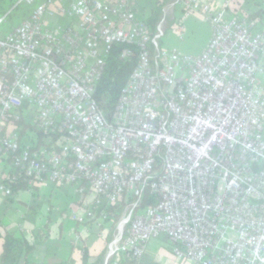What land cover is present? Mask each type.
<instances>
[{"label":"built area","instance_id":"built-area-1","mask_svg":"<svg viewBox=\"0 0 264 264\" xmlns=\"http://www.w3.org/2000/svg\"><path fill=\"white\" fill-rule=\"evenodd\" d=\"M241 1L173 0L155 28L131 0L38 3L0 35V156L16 169L0 191L75 185L74 223L105 224V206L128 202L103 264L140 260L162 234L189 264H264V31ZM178 4L211 26L199 55L160 43ZM56 14L67 22L45 19ZM124 44L137 63L108 110L99 84ZM30 114L42 145L21 141ZM147 193L155 203L135 214Z\"/></svg>","mask_w":264,"mask_h":264},{"label":"rangeland","instance_id":"rangeland-1","mask_svg":"<svg viewBox=\"0 0 264 264\" xmlns=\"http://www.w3.org/2000/svg\"><path fill=\"white\" fill-rule=\"evenodd\" d=\"M44 0H36L33 5H29L27 3H18L16 0L10 6L5 13L0 15V35H5L11 31V29L17 25H19L24 18L26 19L32 13L33 9L37 6L38 3L43 2ZM173 0H170L164 7H167ZM248 4L243 5V8L249 9L247 7ZM163 7V9H164ZM176 20L171 22L166 28V35L160 40V43L163 48H178L179 42L182 44V48L185 49L184 53L193 54V52L199 51L202 47L203 41L206 39L208 34H210V24L205 20L204 13L196 12L191 16H185L182 5L178 4L176 7ZM136 9V8H135ZM28 12V14H27ZM137 17L140 20H145V15L141 12L139 13L136 9ZM178 12L180 13L178 15ZM183 12V15L181 16ZM202 13V14H201ZM7 14V15H6ZM26 15V17L21 18L22 15ZM204 14V15H203ZM5 19L3 20L4 16ZM11 17V18H10ZM169 17V19H168ZM167 20L170 21L172 15L168 16ZM185 17L184 25L179 23V19ZM45 19L49 23H66L67 19L62 17L61 15L56 14L55 16L46 15ZM171 26V27H170ZM259 29V27L257 28ZM184 31L183 38H180L179 33ZM210 39V38H209ZM208 42V41H207ZM176 46V47H174ZM179 49V48H178ZM180 50V49H179ZM20 128L25 129L21 136V141L26 140L30 144H34L37 142L38 138H41L43 141H47L51 139L50 135H42L39 133V129L35 127V121L33 119V115L30 114V119L26 118L23 123H21ZM0 158V185L3 183L4 178L7 174H9V168L11 166V161L8 157ZM28 185V183H27ZM46 186H49V183L45 180H37L35 185L30 186L28 188H18L14 191L12 197L9 198L7 195L0 191V217L2 221L6 224H11L14 218H16L17 213L16 209H19L18 214L21 216L22 226L26 230H30L34 226L35 233H41L39 245L44 242L55 243L56 239L61 240V246L56 247L59 251H65L66 246L64 245V240L67 237L66 233L60 234L57 225L54 222V216L57 215L58 205H52L49 200L44 196L39 194L40 191H43ZM63 190V189H62ZM61 192H64V190ZM70 191L74 193L67 195V203L62 201L61 208L65 215L67 210H69L71 205H74V201L78 198V194L75 192V189L70 188ZM32 194H30V193ZM93 194H89V198L91 199ZM52 209L49 211L48 208ZM68 207V208H67ZM65 208H67L65 212ZM129 210L125 211L124 217L128 216ZM64 219V216H62ZM18 226V225H16ZM15 225L14 228H17ZM61 236V238H57V236ZM56 238V239H55ZM42 240V242H41ZM176 244L165 234L160 235L159 237L152 238L147 243L145 253L143 257L138 260L136 263H124V264H189L181 260L177 254L175 253Z\"/></svg>","mask_w":264,"mask_h":264},{"label":"trees","instance_id":"trees-1","mask_svg":"<svg viewBox=\"0 0 264 264\" xmlns=\"http://www.w3.org/2000/svg\"><path fill=\"white\" fill-rule=\"evenodd\" d=\"M16 0H0V15L5 13L7 9L14 5L13 3ZM170 0H140V12L146 10V6H151L150 12L142 13L145 15V20L155 28L156 24L160 20L163 12V7ZM132 3V0H131ZM244 4H240V6L247 5L249 9H245L241 11L242 16H248L251 19L258 20L260 23L259 29L264 31V0H245ZM133 4V3H132ZM134 7H136L133 4ZM28 14V12H27ZM27 14L22 15L21 18L26 17ZM11 18V17H10ZM129 47L131 53L128 56H122V51L124 48ZM137 63V49L133 45H115L112 49L111 55L107 60V64L105 67V72L99 84V100L107 103V109L111 110L113 108L115 102L117 101L120 91L128 78L131 75L135 65ZM25 131L22 128V132ZM40 134L50 135L43 131L38 130ZM24 143H29L26 140H23ZM41 138H38V146L44 144ZM57 149V148H56ZM11 161V157H8ZM12 162V161H11ZM16 172V169L11 163L9 168V173ZM32 186V185H30ZM28 188L29 184L24 180H20L17 184L12 185L13 192L18 188ZM33 187V186H32ZM13 195V194H12ZM11 195V197H12ZM155 203L154 197H152L149 193H147L141 203L140 207L135 210V214L140 213L143 208L151 206ZM128 202L121 199L119 202L113 205H107L104 207L108 219L105 224L108 225L109 236L107 240V244L111 239L113 233L117 229V225L120 219L124 216ZM100 212V211H99ZM95 221V220H91ZM88 222V221H87ZM102 229V227H101ZM41 233L34 234V240L29 239L21 229L18 228H7L5 224L2 222V218L0 217V264H39L35 261H32L29 257L30 253L36 247V244L40 242ZM106 244V245H107ZM107 248V246H106ZM106 248L99 253L96 258L91 261L88 256V252L84 251L82 262L83 264H103L106 255ZM138 260L134 259H122L119 264L124 263H136ZM113 264V263H111Z\"/></svg>","mask_w":264,"mask_h":264},{"label":"crops","instance_id":"crops-1","mask_svg":"<svg viewBox=\"0 0 264 264\" xmlns=\"http://www.w3.org/2000/svg\"><path fill=\"white\" fill-rule=\"evenodd\" d=\"M216 1L220 4L223 3V0H216ZM244 1L245 0H242L240 4H244L243 3ZM132 3L136 6L135 8L140 13V0H132ZM150 9H151V6L149 7L146 6V10H148V12H150ZM146 10L143 12L147 13ZM179 14L180 13L178 12V15ZM170 15H172V17L170 18V21L166 22L165 24L166 28L169 25H171V22H173V20L174 21L176 20V8L172 9L169 12L168 16ZM182 15H183V12L181 16ZM186 19L185 17L180 18L179 23L182 22V24L184 25L185 23L184 21ZM205 20L207 21L206 17H205ZM209 28L211 30L210 34H208L206 39L203 41L202 47L199 49V51L193 52V54L199 55L204 51L207 45V41L209 40V38H211V35H212L211 26ZM183 32L184 31L179 33L180 38H183V34H182ZM179 46L180 47L178 48L180 50L182 51L185 50L182 48V44L180 42H179ZM1 157L5 159L3 156H0V158ZM70 188H73V190L75 189V192H76L75 185H67L63 187H58V186H55L49 183V186H46L43 191H40V188H39L38 192L40 195H44L51 204L52 202H54V204L52 205H58L57 215L54 216L53 220L55 222V225H57L58 229L60 228L59 230L60 234L62 235V233H66L67 237L64 240V243H65L64 245L66 246V249L65 251H62V252L56 249V247L61 246V240L59 239L55 238L56 239L55 243L44 242V243H41V245H39L40 243L39 244L37 243L36 247L29 255L30 259L32 261H35L36 263H39V264H83L82 258L84 256L83 255L84 251L88 252L89 259L93 261L96 258V256L99 253H101L107 246L106 244H107V240L109 236V230L107 227L108 225L104 223L100 224V222L98 221H88L86 223H74L71 221V219L68 216V210H67L68 207L65 208V212L66 210L67 212L65 213V215H63L64 213L62 211H64V209L62 210L60 206H61L62 201H65V203H67V199H66L67 197L65 196L74 193L73 191H70ZM62 189L64 190V192H61ZM8 197L13 198L11 196H8ZM81 200L83 201L82 197L79 196L78 194V198L73 202L74 205H71L69 210L76 209L79 206V204H81ZM51 209H52L51 207L48 208L49 211ZM18 212H19V209H16L17 216L16 218L13 219L11 224H6L3 221L2 222L5 224L7 228H11V229L14 228L13 227L14 225L15 226L18 225L16 226L17 228L19 227L21 231H23L29 239L34 240V234H35L34 226L30 228V230L24 229L22 226L23 220H21V216L18 214ZM62 216H64V219L62 218ZM60 234L59 236H57V238H61Z\"/></svg>","mask_w":264,"mask_h":264}]
</instances>
